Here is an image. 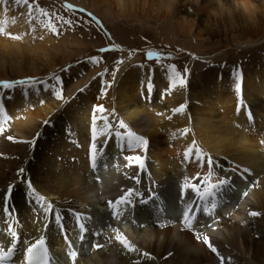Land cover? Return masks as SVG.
Returning a JSON list of instances; mask_svg holds the SVG:
<instances>
[{"label": "bare ground", "instance_id": "1", "mask_svg": "<svg viewBox=\"0 0 264 264\" xmlns=\"http://www.w3.org/2000/svg\"><path fill=\"white\" fill-rule=\"evenodd\" d=\"M10 1L0 3V79L44 76L56 64L48 62L54 50L40 49L37 43L52 47L54 41L50 34L38 36L32 33V25L24 26L25 7L10 11ZM99 1L114 8L120 17L139 11L169 19L187 32L194 26L190 16L177 10L193 0ZM194 4L199 12L232 16L228 21L240 19L241 26L233 25V31H224L227 35L238 33L250 38L264 30V19L255 20V12L245 10V0H199ZM259 6L264 9V0ZM203 28L196 37H215L217 32L211 25ZM244 45H250V41ZM236 67L242 71L240 92L236 91V75L232 72ZM234 69L217 67L206 71L207 75L199 72L184 87L177 83L168 85V74L162 70L154 77L157 95H153L154 87L152 93L147 91V72L133 69L120 77L124 67L120 69L116 88H110L109 101L99 102L107 104L109 112L104 114L113 124L123 121L130 130L147 138L149 148L145 169L139 173V185L130 179L134 169L125 166L124 155L136 154L128 153L126 146L122 152L121 145L113 143L104 154L97 155L96 168L90 166V110L99 105L94 95V91H99V82L93 88L89 77L85 78L86 90L75 94L63 108L48 101L54 98L48 92H27L26 98L18 94L17 107L25 118L0 126L4 128L0 133V252L6 255L11 247L9 229L18 234V243L11 257L0 264H22L25 249L42 236L51 258L61 264H221V259L181 224L186 203L197 199L190 190L181 198L180 190L186 177L191 178L188 183L195 182L196 166L183 163V153L192 141L216 160L217 175L228 178L214 197L200 202L202 211L205 204L211 207L213 198L216 201L210 215L198 216L200 233L209 236L224 264H264V64L236 61ZM74 72L80 69L77 67ZM165 84L168 88L164 90ZM175 87V98L161 97ZM19 90L23 93L27 88ZM143 94L153 95L151 105L140 100ZM180 105L184 111L175 114L173 109ZM50 119L52 122L45 127ZM34 139L35 143H31ZM21 168L30 177L22 180ZM199 171L206 174L207 170ZM29 182L33 187L26 189ZM9 185L14 186L11 204L15 211L5 214L3 195ZM129 187L138 188L146 203H135L136 214L129 220L131 207L124 209V216L115 221L108 202ZM25 190L26 196L22 194ZM48 203L61 213L62 224L57 225L54 217L44 214L43 205ZM251 211L260 215L251 217ZM74 212L80 214L87 229L84 238L89 242L82 251ZM113 229H119L139 251L129 253L123 249ZM63 236H68L81 256L72 261L66 259L70 248L64 244ZM145 252L150 258L142 255Z\"/></svg>", "mask_w": 264, "mask_h": 264}, {"label": "rangeland", "instance_id": "2", "mask_svg": "<svg viewBox=\"0 0 264 264\" xmlns=\"http://www.w3.org/2000/svg\"><path fill=\"white\" fill-rule=\"evenodd\" d=\"M30 2L34 6H38L45 12L51 14L50 18L59 30V34H53L46 30L44 24L48 22V18L40 17L36 12H33L29 16L25 8L23 12V25H32L34 30L32 33H38V36H42L45 32L48 35L50 34L49 36L54 41L52 47H47L42 43H37V45L40 49L48 48L54 50L51 54L52 60L50 59L48 62L56 64L44 76L0 79V83L32 78L37 82L48 81L50 84H55V81L49 78L59 75L66 82L63 99L57 100L52 98L48 101L57 104L60 108L65 107L75 94L81 92L80 89L87 82H83V80L89 77V85L93 88L95 82L98 83L100 79H103L108 85H111L104 89L105 95L103 96L100 95V83L98 86L99 91H94L99 106L105 108V113L109 112L107 104L99 102V100L103 99L106 101L107 99L109 101L110 88L112 86L114 89L116 88V79L113 81L111 72L117 67L119 69L124 67L120 77H124L125 73L133 69L147 72L148 78L144 80V84L148 87L149 82L153 81V95H157V92H155L154 77L169 64L177 67L179 76L186 81L185 84L191 82L193 77L199 72H204L207 75L206 71L217 67L222 69L232 67L234 69L236 61H244L246 65L256 62L264 64V30L260 32L259 36H251L250 38L249 36L241 37L238 33L227 35L224 31L226 33L233 31V25L241 26L240 19L236 18V20L228 21L232 16L218 17L215 16L214 12L206 10L199 12L198 8L192 2L178 6L177 8L178 12L190 16L188 19L194 24L191 32L179 29L169 19H158L154 15L140 13L139 11L133 16L126 15L120 17L114 8L109 5H103L99 0H30ZM255 2L257 10L255 11L254 19H264V9L259 6L260 0H255ZM67 4L72 5V9L66 8L65 5ZM17 7L14 0H11L9 5L10 11L12 9L16 10ZM81 9L83 11H80ZM61 17L64 20L71 21L72 26L69 27L64 24L60 20ZM92 17H95V21H98L99 24ZM207 21L210 23L208 24ZM223 22H225V25ZM208 25H211L217 32L214 35L215 37L195 36L198 30H202L203 32V26L207 27ZM249 41L250 45H244ZM112 47H115L116 50L108 53L100 51L101 48ZM149 51L159 53L162 59L159 61L147 60L146 54ZM43 53L41 52L39 54ZM90 57H96L98 63L95 65L86 63ZM115 60H122L123 63L118 66ZM44 61L45 59H42V62ZM126 64L129 65L127 66ZM69 66H71L70 71H62V69L69 68ZM77 67L80 69V72L75 73L74 71ZM39 68H43L42 64ZM105 68L109 71L101 77L100 74L104 72ZM184 68L188 69L186 75L183 72ZM234 70L232 72L235 75L239 72L240 77L242 76V71L238 67ZM177 84L179 87L178 81ZM166 85L163 86L164 90L168 88V85ZM74 87L76 89L72 91ZM178 87L167 90L165 96L162 95L161 97H166L167 99L175 98V89ZM19 88L21 87L5 90L0 87V126H6L7 123L15 124L25 118L23 115L24 112L20 111L17 107L16 100L18 94L26 98L28 96L27 92L43 91L42 95L46 93L43 90L42 84L39 83L35 87H26L27 90L23 93ZM57 88H59V85H57ZM145 91L146 89L140 90L138 93L141 94ZM152 96L143 94L139 97L146 105H151ZM35 105H37V102ZM35 105L30 106V109L33 110ZM92 107L90 112H92ZM12 109L13 116L9 117ZM50 122H52V119H50ZM16 143L18 144V142ZM27 173L28 171H24L22 176L20 175L19 177L22 180L30 177ZM22 194L26 196L27 191H23Z\"/></svg>", "mask_w": 264, "mask_h": 264}, {"label": "snow or ice", "instance_id": "3", "mask_svg": "<svg viewBox=\"0 0 264 264\" xmlns=\"http://www.w3.org/2000/svg\"><path fill=\"white\" fill-rule=\"evenodd\" d=\"M0 3H7V0H0ZM15 5L23 6L27 9V13L29 16L32 15L33 12H36L40 17L48 18V22L44 24L46 30L52 32L53 34H59L58 28L55 26L54 22L50 18L51 14L45 12L42 8L38 6H34L30 0H14ZM66 8L72 9V5H65ZM80 11H83L82 9ZM95 21V17H92ZM60 20L71 27L72 22L69 20H64L63 17ZM99 24L98 21H95ZM43 23V21H41ZM3 31V29H0ZM14 39H19V37H12ZM43 37H41L42 39ZM116 48H101L100 51L103 53H108L111 51H115ZM146 59L149 61H159L162 59L159 53H155L149 51L146 54ZM86 63L95 65L98 63L96 57H90ZM116 65H120L123 63L122 60H115ZM71 66L67 69H62V71H70ZM108 69L105 68L104 72L100 74L103 77L108 73ZM120 71L119 67L114 69L111 72L113 77V81H115L117 73ZM164 72L168 74V85H176L177 81L179 82L180 87H184L186 81L181 78L177 72V67L175 65L169 64L166 68H164ZM184 74L188 73V69H183ZM50 80H54L55 84H50L48 81H40L29 78L25 80H16V81H8L0 83V87L5 90L16 89L17 87H35L37 84H42L43 90L45 92H49L55 99L61 100L63 99V92L66 90V82L62 79L61 76L55 75L49 78ZM236 81L237 88L236 91H241V82H240V73H236ZM100 83V95H105L104 89L106 87H110L103 79L99 80ZM59 85V88H57ZM167 86V85H166ZM86 88L80 89L81 92L85 91ZM148 93H152L153 91V81H150L147 87ZM25 95H27L25 93ZM41 104L44 103L43 100L40 101ZM184 111V106L180 105L173 109L175 114H180ZM91 116V126L89 129L90 132V147H89V162L90 166L95 169L97 166V155L104 154L113 143L117 145H121V151H125L124 146H126V151L128 153H136V154H127L124 155L123 159L126 161L125 166L128 168L134 169V174L130 177L134 184L139 185L141 183L139 178V173H142L145 169V161H146V153L148 152V141L147 138L142 135H138L132 130H130L127 125L123 121H119L116 124H113L107 115H105V108L102 106H94L92 109ZM99 114V116L97 115ZM50 121L45 122V127L48 126ZM99 124H102V127H98ZM4 131L3 127H0V133ZM187 129L184 130V134H187ZM10 140L13 137H8ZM98 142L100 146L98 147ZM35 143V139L31 142ZM264 144V141H262ZM183 163L186 165H195L197 171L193 174L195 178V182L188 183V180L191 179L189 177L185 178V182L180 186L181 190V198L184 197L185 192L190 190L191 194H194L197 198L195 201L189 200L186 203V206L183 210L181 224L187 230L193 232V235L198 241H202V243L208 247V249L215 255L219 256L221 259V264H224V258L220 255L217 248L210 241L209 236L206 234H201L198 229V216L200 214L210 215V213L216 207V201L213 198L211 207H208L207 204L204 205L202 211L199 209L200 202H204L208 197L213 196L214 192L225 185L228 181L227 177L220 178L219 175L214 171L217 169L216 160L207 156L202 148L197 146L196 141H192V144L187 147V150L183 153ZM199 169H206V174H203L199 171ZM25 170L23 168L19 169V175L22 176ZM216 176V182L213 183V177ZM27 187L31 189L33 185L31 182L27 184ZM14 191V186L9 185L8 190L3 195L4 208L3 211L5 214H8L12 211H15L13 205L11 204L12 193ZM143 194L136 187H129L125 190L121 191V194L115 199L110 200L108 202V207L112 212V218L115 220H119L124 216V209L128 207L134 206L135 203L144 204L146 203V199L142 198ZM135 198V199H134ZM40 199V198H38ZM42 201V199H40ZM43 212L47 216L54 217L55 223L57 225L62 224V216L57 208L54 207L52 203H48L47 205H43ZM76 219V222L79 226L80 230V239H84V234L86 232V225L81 222V216L78 213H73ZM260 213L257 211H251L249 216L257 217ZM117 235L115 237L116 241L125 249L127 252H137L139 251L136 246L131 243L124 235L120 234L119 229H113ZM9 234L11 236V247L8 248L7 254L0 252V261L11 257L14 250L17 248L18 243V234L15 231L9 229ZM93 247H99V245H93ZM76 253H72L71 256H75ZM143 256L150 258V254L142 253ZM22 264H48V249L45 247V238L42 236L35 243L30 244L24 251L23 262ZM134 264H140L139 261L134 262Z\"/></svg>", "mask_w": 264, "mask_h": 264}, {"label": "clouds", "instance_id": "4", "mask_svg": "<svg viewBox=\"0 0 264 264\" xmlns=\"http://www.w3.org/2000/svg\"><path fill=\"white\" fill-rule=\"evenodd\" d=\"M194 3H199V0H193ZM221 0H217V3H220ZM244 8L246 11L254 13L257 10V5L255 0H245Z\"/></svg>", "mask_w": 264, "mask_h": 264}]
</instances>
